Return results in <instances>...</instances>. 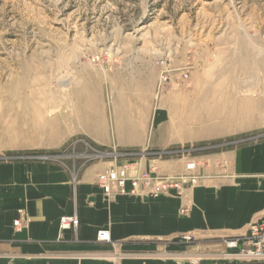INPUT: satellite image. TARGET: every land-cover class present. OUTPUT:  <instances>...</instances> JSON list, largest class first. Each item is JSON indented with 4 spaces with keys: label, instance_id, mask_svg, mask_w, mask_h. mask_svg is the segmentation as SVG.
Segmentation results:
<instances>
[{
    "label": "rangeland",
    "instance_id": "obj_1",
    "mask_svg": "<svg viewBox=\"0 0 264 264\" xmlns=\"http://www.w3.org/2000/svg\"><path fill=\"white\" fill-rule=\"evenodd\" d=\"M140 108L182 137L141 150L83 137ZM262 141L264 0H0V163L58 165L74 186L93 162L200 164Z\"/></svg>",
    "mask_w": 264,
    "mask_h": 264
},
{
    "label": "crops",
    "instance_id": "obj_2",
    "mask_svg": "<svg viewBox=\"0 0 264 264\" xmlns=\"http://www.w3.org/2000/svg\"><path fill=\"white\" fill-rule=\"evenodd\" d=\"M147 80L153 88L154 76ZM141 85L138 93L144 96ZM94 121L99 124L84 123L82 132L92 147L141 150L166 147L182 137L166 125L162 134L160 128H151L146 108L115 112L110 126L102 119ZM111 165L89 164L72 186L70 173L58 165L0 163V264L221 261L227 239L246 234L249 225L264 219V141L205 155L191 172L198 177L195 185L159 196L107 199L95 178ZM155 165L163 175L190 173L181 160ZM143 167L147 170L145 162ZM74 213L78 227L61 232L60 217ZM18 217L22 223L15 229ZM104 232L108 240L100 241ZM201 237L210 239L198 240ZM190 239L193 242H186Z\"/></svg>",
    "mask_w": 264,
    "mask_h": 264
},
{
    "label": "built area",
    "instance_id": "obj_3",
    "mask_svg": "<svg viewBox=\"0 0 264 264\" xmlns=\"http://www.w3.org/2000/svg\"><path fill=\"white\" fill-rule=\"evenodd\" d=\"M163 71L160 80L165 83L168 77ZM186 79V76L183 75ZM112 165L98 173L95 185L101 190L104 197L113 199L118 196H159L170 192H179L184 186H193L198 177L191 174L195 164L186 165L189 174L182 176H168L159 174L156 168L149 170L136 168L129 165ZM22 223L21 217L13 222V227L19 229ZM76 214L62 216L59 219L60 231L76 229L78 227ZM100 241H107L108 234L101 233ZM227 252L224 260H204L202 258H188L179 264H234L235 262L264 263V219L248 226L244 235L236 236L225 241Z\"/></svg>",
    "mask_w": 264,
    "mask_h": 264
},
{
    "label": "bare ground",
    "instance_id": "obj_4",
    "mask_svg": "<svg viewBox=\"0 0 264 264\" xmlns=\"http://www.w3.org/2000/svg\"><path fill=\"white\" fill-rule=\"evenodd\" d=\"M158 119V118H157ZM102 155H104V154H102ZM139 164V163H138ZM185 174V173H184ZM61 218V217H60ZM62 232V231H61ZM224 250H225V247H224ZM179 260V259H178ZM183 260V259H182Z\"/></svg>",
    "mask_w": 264,
    "mask_h": 264
}]
</instances>
